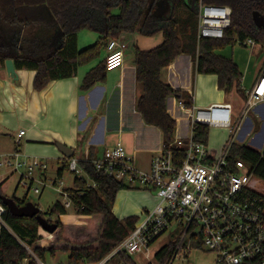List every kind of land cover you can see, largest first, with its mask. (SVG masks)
Instances as JSON below:
<instances>
[{
  "label": "trees",
  "instance_id": "1",
  "mask_svg": "<svg viewBox=\"0 0 264 264\" xmlns=\"http://www.w3.org/2000/svg\"><path fill=\"white\" fill-rule=\"evenodd\" d=\"M170 2L171 16L161 18L152 11L147 12L151 0H0V66H5L7 59H13L18 69H36L34 87L40 91L51 81L75 73L81 53L77 45L78 35L85 27L101 30L99 18L107 23V28L102 30L103 41L121 38L128 33L151 35L162 31L164 39L159 45L151 49L136 48L134 64L136 79L142 86L137 109L147 123L162 129L163 143L168 147L173 144L179 126L177 118L169 112V97L182 100L188 108L193 106V98L187 91L164 82L161 77L163 68L172 64L180 54L189 52L196 72L217 74L220 89L231 91L236 88L243 93L241 70L232 58L219 54L217 49L235 42L244 43L248 38L264 46V27L257 26L253 19L254 11L264 15V0ZM201 3L232 7V22L222 38L198 37ZM59 27L63 30L62 40L58 42L59 46H52ZM185 40H189L190 50L186 49ZM98 44L93 47L95 51L92 49L93 57L102 47ZM104 77V71L95 68L85 77L84 86ZM208 137L209 126L198 124L195 138L207 142ZM239 158L251 165L255 174L264 180V149L259 151L234 142L229 160L234 162ZM81 164L98 186L89 187L85 178L75 176L74 186L67 190L77 214L86 217L87 222H63L60 216L67 209L62 201H56L47 216L40 211L49 221L58 224L48 239V245L42 243L41 227L35 216H15L3 203L9 176L0 183V204L7 208L2 215L3 221H0V264H22L25 258H28L26 264H39L37 258L45 261L47 254L55 255L57 250L68 252V264H89L108 255L134 229L138 216L120 219L113 210L118 192L133 187L96 170L90 160L81 161ZM67 166L68 158H65L58 168L60 176ZM13 198L20 205L26 203L25 199ZM175 245L173 241L163 246L157 253L158 261L165 262ZM121 258L131 260L126 254Z\"/></svg>",
  "mask_w": 264,
  "mask_h": 264
},
{
  "label": "built area",
  "instance_id": "2",
  "mask_svg": "<svg viewBox=\"0 0 264 264\" xmlns=\"http://www.w3.org/2000/svg\"><path fill=\"white\" fill-rule=\"evenodd\" d=\"M232 12L229 5L201 3L198 37L222 38L231 25ZM246 43L254 45L255 41L248 38ZM126 48L127 43L123 39L109 38L106 44V70L124 65ZM246 94L244 114L264 100V72L254 88ZM178 104L184 111L185 103L179 100ZM189 109L188 135L175 136L173 144L168 147L163 143L152 159L150 170L136 166L122 141L106 149L100 157L68 158L69 169L75 172V176L85 178L89 187L96 188L98 184L90 178L81 161L90 160L96 170L132 187L154 190L157 196L155 205L144 209L142 218L138 216L129 235L104 258L89 264H172L176 257H184L193 244L199 242L215 253L219 263L264 264V194L259 187L261 178L245 160H229L242 120L233 119L230 102L214 103L208 107L192 106ZM198 124L229 130L230 138L219 154L213 152L208 142L195 138ZM24 134L25 130L18 132L16 147L0 156V166L20 173V183L35 193H41L47 186L58 183L65 199L62 204L66 209L75 210L63 179L47 178L48 162L20 150V138ZM6 209L5 205L0 204V221H3L2 215ZM170 230L175 231L174 234ZM169 233L176 236L173 240L176 242L175 249L165 262H159L156 246ZM50 236L49 233L48 239ZM124 254L131 260L122 259L121 255ZM37 260L39 264H48L39 258ZM27 262L28 258H25L22 264Z\"/></svg>",
  "mask_w": 264,
  "mask_h": 264
},
{
  "label": "crops",
  "instance_id": "3",
  "mask_svg": "<svg viewBox=\"0 0 264 264\" xmlns=\"http://www.w3.org/2000/svg\"><path fill=\"white\" fill-rule=\"evenodd\" d=\"M99 24L101 30L85 27L78 35L77 45L81 53L75 73L51 81L43 90L39 91L34 87L36 69L16 68L18 77L15 78L8 73L6 65L0 66V156L14 150L18 132L25 130L20 138L19 148L31 157L61 163L67 158L57 146V143H62L73 149L74 157L83 159L93 154L91 158H96L122 141L136 166L142 170H150L154 155L163 145L164 136L162 129L147 123L137 109L142 86L136 79L134 57L136 48H153L150 47L151 40L143 38L147 34L141 32L123 35L121 39L127 43L124 65L111 71L104 70L108 40L103 41L101 37L107 23L105 19L99 18ZM55 37L56 35L53 40H62L60 36L57 39ZM163 39L164 37L161 40ZM161 40L156 42L162 43ZM238 43L228 44L217 49V52L232 58L238 65L242 72L243 93L236 88L231 91L220 89L217 74L196 72L191 56L186 53L180 54L172 64L163 68L161 77L172 87L181 88L192 95L193 106L208 107L214 103L230 102L233 119L242 120L236 135L244 138L243 130L248 129V133L252 130L255 135L251 140L253 145L249 146L261 147L257 150L262 151L264 100L249 110V116L243 112L247 91L254 88L264 72V46L257 42L254 45ZM95 44L102 45L97 50L99 54L101 51L106 52L99 59L92 60ZM56 45L58 43H52V46ZM95 68H101L105 77L98 78L90 86H84L85 77ZM176 102H179L176 97H169L168 109L179 123L176 136H186L189 129L186 134L179 133L185 115H178L180 109ZM207 142L213 150H220L219 145L211 143L209 137ZM8 176L0 174V183ZM73 186L74 179L68 187ZM124 189L118 192L115 202L121 195L126 198L125 204L113 207L120 219L131 215L139 216L143 209L153 207L157 201L154 190L140 187ZM42 230L41 228V232ZM170 242L173 240L163 241L162 238L157 244V253ZM177 258V264H226L217 262L215 253L207 250L201 242L194 243L189 253L184 257H176L174 261Z\"/></svg>",
  "mask_w": 264,
  "mask_h": 264
},
{
  "label": "rangeland",
  "instance_id": "4",
  "mask_svg": "<svg viewBox=\"0 0 264 264\" xmlns=\"http://www.w3.org/2000/svg\"><path fill=\"white\" fill-rule=\"evenodd\" d=\"M198 17H199V14H198ZM162 37H163L162 31H158V32L151 34L149 36L146 35L143 38H147L148 40H151L150 43L152 45L150 44L151 45L150 47H154L155 45H158L160 43V41L159 42H156V41L161 40ZM235 43L239 44L238 42H235ZM185 45H186L187 50L191 49L190 44H189V40H185ZM105 52L101 51L100 54L99 53L94 54V57L92 60L99 59L100 56L103 55ZM186 54L188 55L189 52ZM176 106L179 107L178 102H176ZM179 111H180V113H179ZM179 111H178L179 116L182 114L185 115L184 119L182 118L183 123L180 125L179 133L180 134H186L188 132V129H189V125H188L189 114L188 113L190 112V109L185 107L184 111H182L181 109ZM245 115L246 116L250 115L249 110L245 113ZM262 129H264V128H262ZM247 130L245 128V130H243V132H242V133H244V138H239L237 135L235 136L234 141L236 144L247 145V146L252 144L251 140H252L253 136L255 135V133H253L252 130L250 131V133H248ZM260 130H261V128H260ZM209 138H210L211 143H215V144L219 145L218 148L220 150H213L212 149L213 147H210V145H209V147L213 150V152L219 154L218 152L222 151L224 144L230 138V133H229V130L225 129V128L209 127ZM254 148L260 149L261 147L258 148L256 146H254ZM61 164H62V162L59 163V161H57V160H55V161L48 160V170L46 172V175H47V178L49 180L59 176L58 168L61 166ZM0 174H2L3 176L9 175V179L7 180V184L5 185V188H4V192L6 195L12 196V197L16 196L17 198L25 199L26 202H33L34 204H36L40 207L41 211L44 214H46V216L48 215L47 214L48 210L56 201L65 200L64 196L61 194L62 188L59 187L58 183L54 184L52 186H47L41 193H35L32 189H29L27 185L20 183V175H21L20 173L12 172V171L4 168V167H0ZM61 176H59V177H61L63 179V181L65 182V185L69 186L73 183V179L75 177V172L71 171L69 169V167L67 166L64 169L63 174ZM87 182H90V179H87ZM259 187H260L261 192L264 194V180L261 179ZM130 190H132V189H130ZM120 194H122V193H120ZM125 201H126V198L119 195L118 201L114 203L113 207L121 205V204H125ZM128 205H131V203L128 202ZM149 208H151V207H149ZM142 211L139 213L141 218H142ZM60 217H61V220L63 219L64 221L71 223V224L77 223V222H87V220H86L87 218L81 217L79 214L76 213V211L74 209H67V212L62 214ZM171 232L174 234L175 231H171ZM41 233L43 235L42 243L44 245H48L49 244V241H48L49 235H47L48 232L42 230ZM173 234H171L170 236H168L166 234L164 237H162L163 241H166L167 239L168 240L169 239L174 240L176 238V236ZM178 259L179 258H177L173 264H177L179 262ZM45 262L48 264H68V252H65L62 250H57L55 255L47 254L45 256Z\"/></svg>",
  "mask_w": 264,
  "mask_h": 264
},
{
  "label": "water",
  "instance_id": "5",
  "mask_svg": "<svg viewBox=\"0 0 264 264\" xmlns=\"http://www.w3.org/2000/svg\"><path fill=\"white\" fill-rule=\"evenodd\" d=\"M153 4V3H152ZM159 7L155 9L153 14L157 17H166L169 18L172 14V4L170 0H161V2H158ZM253 19L257 26L264 27V15H262L259 11L253 12ZM59 33L60 36H63V30L61 27H59ZM6 67L9 74H11L13 77L17 78L16 74V67L14 64L13 59H7L6 60ZM264 143V138L262 140V144ZM57 146L62 151V153L65 155V157L70 158L73 156V149L65 144L57 143ZM3 203L7 206L9 211L18 217H36L38 220L40 227L47 231L48 233L52 234L58 224L56 222L49 221L46 217H44L40 211V207L33 202H26L23 205H20L17 203V201L12 197L8 195L2 196Z\"/></svg>",
  "mask_w": 264,
  "mask_h": 264
},
{
  "label": "flooded vegetation",
  "instance_id": "6",
  "mask_svg": "<svg viewBox=\"0 0 264 264\" xmlns=\"http://www.w3.org/2000/svg\"><path fill=\"white\" fill-rule=\"evenodd\" d=\"M158 2H161V0H151V3H150V5H149V8H148V11L147 12H154L155 11V9L156 8H158L159 7V4H157ZM153 3V4H152ZM161 18H163V17H161ZM56 39L60 36V33H59V30H57V32H56ZM61 37V36H60ZM62 38V37H61ZM60 40H53V44H56V43H58Z\"/></svg>",
  "mask_w": 264,
  "mask_h": 264
},
{
  "label": "bare ground",
  "instance_id": "7",
  "mask_svg": "<svg viewBox=\"0 0 264 264\" xmlns=\"http://www.w3.org/2000/svg\"><path fill=\"white\" fill-rule=\"evenodd\" d=\"M238 132V131H237ZM47 232V231H46ZM48 235H49V233H48Z\"/></svg>",
  "mask_w": 264,
  "mask_h": 264
}]
</instances>
